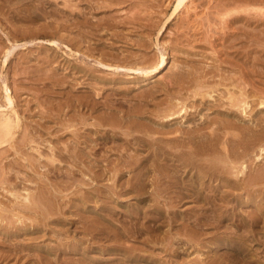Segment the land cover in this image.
<instances>
[{
	"label": "rangeland",
	"instance_id": "obj_1",
	"mask_svg": "<svg viewBox=\"0 0 264 264\" xmlns=\"http://www.w3.org/2000/svg\"><path fill=\"white\" fill-rule=\"evenodd\" d=\"M15 1L17 2V0H10V1L7 0L6 2H5V0H3V1L0 0V44L2 43L0 45V50L3 49L2 50L3 53L0 51V55H1V57H0V64H1L0 65V77H1L0 78V81H1L0 82V84H1L0 85V89H1L0 90V104H1L0 107L2 108V106H5V109L2 108V110L4 112L0 108V112L1 111L3 112V114L1 112V114L3 116L2 117L0 116V120H2L4 117H12L13 119H16L17 118L16 114L18 116L20 115V118H21L20 119V127L13 130L14 135L8 136L6 138V140H4L5 142H2V144L0 145V150H1L0 152L3 155V157H1V153H0V157H1V159L4 158L2 160L0 159V172L4 173V174L0 173V174H2V175H0V183L3 182V181L1 182V180H3V179H4V183L6 182L5 184L3 183V185L0 184V194H2V195H0V204H1L0 207L2 209L4 208L5 211L2 209H0V210L4 211L3 213H5L7 210V215L2 214L1 211H0V215H3L4 217L7 216L6 219L9 221L7 223V220L4 217H2V218H4L3 219L4 221H2V222L0 221V225L2 223V225L0 226V228H1L0 229V231H1L0 232V252H1L0 253V260H1L0 264H7L8 262L10 264H19V262L17 260L18 258H20V260H21L20 264L21 263L23 264L24 261H25L24 264H27V263L28 264H264V179L262 178V179L258 180L257 182L255 181V183H256L255 185H258V186H254V187L252 186L253 189L251 188V186L245 185L247 182H249V180H250L249 177L251 178L252 176L253 177L256 176L257 175L256 172L262 170V167L264 169V165H263L264 159H260V161L255 160L254 153H253V155L251 154L252 160L254 162L251 160V155H250V158H248V160H251L252 163H254V164L252 165V163H250L251 161H249V163H248V160H246L247 163L245 162L246 163L245 165H247V166L250 165L248 167V169L246 170L247 174L245 172L246 175L244 174V177H243V179L244 178L247 179V180L244 179L243 184H242V186H245V189L244 190L241 189L239 191L237 190L235 192H234V190L231 191L236 195L233 197L234 199L232 198V196L226 198L225 197L226 193L222 194L226 190V189L224 190V188H222L223 192L221 191V189L216 190L218 192L217 193L215 191L214 187H208L210 182H208L206 180L208 183L205 182L206 187L200 190V196L197 199H194V197L196 196V194L193 196L194 191H189V192H187V194L192 195L193 197H189L188 195H184V199L182 201H180V199L174 198L176 195H179V194H176L178 192L177 191V192H175V194L170 195V196H172L171 198L170 197H168L167 199L160 198L159 201H157V202L153 201L155 199V196L159 197V194H160L159 190L155 189V184L157 181L156 179L159 178V176H157L158 172L153 171L154 170L153 167L149 168V164H148L146 166V168L148 167L147 170L149 172V173L147 172L148 179H149V182L154 180V182H151L152 185H154V186L151 188V185H148L147 190L148 191L150 190V191L146 194L147 195L146 196L147 201L142 202L143 204L138 203L136 199L135 200L133 199V197L130 198L129 197L130 195L122 196L120 199H117V196H115L114 198H112L113 199L112 200L110 198L111 196H109L107 194V196H108L107 204H110V205H107L106 208L99 206V205H101V202H102V200H100L99 197H94V198H92V200L89 199L86 202H83L81 200L82 194H83L82 192L89 194V195L92 194V191H93L92 186H94L93 188H95L96 187L95 183L93 185L92 180H90L91 179V178H89V177H91L90 174L89 175L86 174V176H85V173H82L81 170L77 171L78 170L77 168L75 169V167H73L72 165L69 166V163L70 164H72V163L69 162L68 159L67 160L66 159L61 160V158L58 156L59 147L61 149H64L66 147L65 145H67V146L71 145V142H72L71 141L72 140L71 135L68 134L70 131L69 130L67 131V129L62 128L61 124H59L60 121H62L63 119L64 120L66 119L65 120L66 123H69V122H67V120L69 119L68 116L77 114L76 116H78L77 117L78 122L80 121V118L85 117L87 119L88 123H89V121H91V123H93V121H97L95 115H98L100 113V111L106 115H108V113L109 114L110 113L115 114V112L117 111V113L115 115L114 114L113 115L115 117L121 118L123 113L121 112V108L120 109L118 108V107H120L119 105H121L120 103L124 104L122 107V109L126 108L124 110L132 109V110L136 111L138 109L148 108L149 109L148 111H154L153 114H156L157 108L156 109L154 108L155 106H153V103L150 101V98L148 100L147 99L142 100L141 99L142 96H148L151 93V91L155 92L156 89L159 88L160 90L158 89L156 96H158L159 92L161 93V90L163 89L162 90L163 94H161V96L159 95V98L162 97L160 99H162L164 102H167L168 99L171 98V96L166 94V90H165L166 88L165 89L162 88V85L168 83V85H170V86L174 85V91L175 92L171 91L173 93V95L175 96V97L173 96L174 97L173 100L176 98V101L178 100V102L179 101L182 102L183 100H185L183 98L188 97V95H186V94H189V96L191 95L193 87H190L189 81H185L183 84H182V82H180V84H178L179 86L178 85L175 86V84H173V82H169L170 81L169 78L171 76H173L175 74V71H177V70H178L177 75L179 73L178 76L185 75V73H188L189 70H187V69L191 65L193 67L192 69L197 68V69L201 70V68H203L204 71H207V72L210 71L211 73L207 74V76H209V78H210V80H209L210 84H213L215 81L217 82L221 77H224V76H228V77L233 76L236 83L238 82L239 79H242L245 77V78H247L248 82H249V80L250 81L252 80L251 82L255 83L254 85H255L256 89L257 88H259V89L263 88L262 90H264V15H261V13H260V15H256L259 13H256L254 11H251L250 13L246 12V13H242V14H240V13L237 14L238 12L236 13L233 10V13L231 14V18H230V16H228L229 19H227V17H223V18L221 17V15H220L221 7L223 5H229L228 7L231 6L234 8V3L239 2L238 0H236V1L227 0L228 1V2L226 1L227 4L224 2L225 0L224 1H222V0H187L184 2V6L181 7V10L178 12V14L176 16H174L169 21V24L166 26V28L162 32H160L161 33L160 34V33H158L159 32L158 29L162 26V23L165 22L168 19V17L170 16V14L172 13V11H173L176 3H177L176 0H125V1H123V0H101L102 3L100 0H86V1L83 0V2H82V0H75V1H72V0H51V2H50V0H48V1L46 0L47 3L45 2V0H40V3L37 2L38 0H33V1L28 0L30 4H28L26 6H21V7L17 6ZM119 1H122V3L124 2L125 5L124 4L121 5V2L119 3ZM194 1H196V2H194ZM221 1H222V3H221ZM232 1H233V3H232ZM260 1L261 0H259V1L258 0H253V1L247 0V3L249 2L248 3L249 6H251V5L256 6L258 4L259 5L263 4V5H260L263 7L264 6V0H262V3H260ZM7 2H9V3H7ZM36 2L38 5L36 4ZM33 3H34V5H33ZM77 3L78 4L80 3V5L78 6ZM104 3H105V5H104ZM110 3H111V5H110ZM9 4H10V6H9ZM13 4H15V6ZM74 4H75L74 9H73V7L71 9L74 12H76L78 15L74 12H72V14H75V15H72L71 9L68 8L70 6H73ZM220 4H221V7L219 10ZM43 5H44V7H47V8H44ZM48 5H49V7H48ZM50 5H52V6H50ZM53 5H55V6H53ZM91 5L93 8L91 7ZM37 6H38V8H36ZM39 7H40V10H39ZM53 7H54V9H53ZM90 7H91V9H90ZM17 8L19 11L17 10ZM34 8H36L38 11L37 10L34 11L33 10ZM57 9H59V10H57ZM31 11H33V14ZM41 11H42V13H41ZM134 11H135V13H134ZM60 12L62 14H60ZM64 13H66V14L64 15ZM133 13H134V15H133ZM234 13H236V14H234ZM15 15H17L19 18L16 17ZM31 15H33V16L30 17ZM71 15L74 17H72ZM79 15H80V17H79ZM240 15L245 16L244 18H247V17L248 18L247 19H244V18L238 19ZM249 16L251 17V20H248V19H250ZM45 17H46V19H45ZM16 18H18L17 20H19V21H17ZM87 18H88V20H91V21L86 20ZM127 18H129V19H127ZM132 18L134 21L133 20L129 21ZM155 18H156V20H155ZM175 18H177V19H175ZM224 18H225V20H224ZM38 19H40V20L38 21ZM222 19H223V21H222ZM135 20H136V22H135ZM243 20H244V22H243ZM48 22H50V24ZM86 22L91 23V24H87ZM99 22H101L100 24L102 25V27H101V25H98ZM26 23L29 25H27ZM51 23H52V25H51ZM83 23H84V25H83ZM132 23H134V25H132ZM183 23H184V25H183ZM217 23H219V24H217ZM48 24L50 25V27ZM56 24L60 25V26H58L59 28L56 27ZM106 24L108 27H106ZM237 24H239V25H237ZM37 25H38V29H35V28H37ZM61 25H62V27H61ZM89 25H91L92 27H88ZM95 25H96V27H95ZM206 25L208 28L206 27ZM262 26H263V28H261ZM46 27H48V28H46ZM93 27L95 28L94 30H93ZM118 27H120V28H118ZM55 28H56V30H55ZM232 28L234 30H232ZM52 29L54 31H52ZM108 29H109V31H108ZM15 30H17L16 34H15ZM29 30H31V31H29ZM85 30L86 31L91 30V33L92 32H94V33L91 34L89 31L85 32ZM44 31H46V32H44ZM95 31H96V33H95ZM213 31H214V33H213ZM74 32H75V34H73ZM80 32H82V33H80ZM106 32H107V34H106ZM87 33H88L89 37H88ZM101 33L102 34L105 33V34L101 35ZM208 33H210V34H208ZM33 34H34V36H33ZM51 34H52V36H50ZM67 34L71 39L67 36ZM90 34L95 35V36H92L93 37L92 38ZM39 35H41L40 38H39ZM60 35H61V38H60ZM78 35H79V37H77ZM81 35H82V39H81ZM138 35H140V36H138ZM31 36H33V37L31 38ZM48 36L50 39L48 38ZM74 36H76V37H74ZM144 36H145V38H143ZM10 37H12V38H10ZM36 37L38 40L36 39ZM65 37H66V39L68 38L67 41L66 40L64 41L63 38H65ZM102 37H104V38H102ZM114 37H116V38H114ZM119 37H122V38H119ZM137 37H139L140 40ZM15 38H17V39H15ZM43 38H45V39H43ZM51 39H52V41H56L55 39H57V42L55 43L56 45L53 42H50ZM47 40L50 42V44H49V42H46ZM60 40H62V41H60ZM77 40L78 41L84 40V42H80V44H82V49L79 51L76 50V47H75V42ZM101 40H102V42H101ZM135 40L139 44H140V42H142V43L140 45L138 43L136 44ZM30 41H31V43H30ZM109 41H111V42H109ZM132 41L134 42V44H132L133 43ZM67 42L69 44H67ZM111 44L113 47L111 46ZM114 44L117 46H115ZM16 45H18V46L16 47ZM57 45H58V47H57ZM67 45L71 48H68ZM131 45H132V48L130 47ZM215 45H216V47H214ZM124 46H126V47H124ZM135 46H137V48ZM101 47L103 49H101ZM109 47H111V48H109ZM14 48H16V49H14ZM87 48L89 51L91 50V52L87 51ZM168 48H170V49H168ZM193 48H195V49H193ZM216 48H218V49L216 50ZM7 49L10 52H11V49L13 50L11 52V54H10V52H8ZM70 49L71 50L73 49V50L71 51ZM99 49H101V50H99ZM109 49H110V51H108ZM117 49L118 50L120 49V50L118 51ZM162 49H163V51H162ZM174 49L177 51H174ZM121 50H123V51H121ZM159 50H160V52H159ZM243 50H245V51H243ZM76 51H78L79 53H76ZM114 51H116V52H114ZM128 51H130V52L128 53ZM118 52L119 53L121 52L120 54H122L123 52L124 53L121 56ZM156 52H157L158 56L156 55ZM220 52L222 54H220ZM160 53L162 54V56L159 55ZM163 53L166 55H164ZM194 53H195V55H194ZM70 54H71V57H70ZM187 54H188V56H186ZM227 54H228V56H227ZM107 56H108V58H107ZM112 56L117 58V59L115 58L116 59L115 62H117V60H118L117 63L114 64V58ZM85 57H87V59ZM94 57H95V59H94ZM118 57H120V59ZM121 57H122V59H121ZM162 57L167 58V59H165L166 63L164 65V67H160L156 71L153 70V68H151V70H149L148 68L146 69L147 66L143 67L145 65H150L149 63H152V62H155L157 64L160 63ZM40 58H42V59H40ZM109 58H111V59H109ZM112 58H113V60H112ZM217 58H219V59H217ZM6 59H7V61H6ZM215 59H217V60L214 61ZM126 60L131 62V63H135V61H136V63H140V65H142L143 69L144 68L145 69L143 70L142 68H140L141 66L140 67L138 66L140 68L138 70L139 72L138 71L137 72L136 71L126 72L127 70H125L124 72L117 74L116 72L114 73L111 69L109 70L108 67H104L103 65H101L99 63V62H101V63L105 64V63H107V61H109V63L112 65L114 64V65H122L123 66ZM141 60H143V61L141 62ZM97 61H99V62H97ZM53 62H55V63H53ZM59 62H60V64L62 63L61 65H63V66H61L59 64ZM48 63L50 64V66ZM77 63H79V64H77ZM131 63H129V65ZM45 64H47V65H45ZM97 64H98V66H97ZM218 64L220 67L218 66ZM74 65L75 66L79 65V66L75 67ZM82 65H83V67H82ZM91 66H92V69H89V68H91ZM174 66H177V68ZM186 66H187V68H186ZM208 66H209V68H208ZM221 66H222V68H221ZM51 67H53V68H51ZM54 67H56V68H54ZM58 67H60L61 69H59ZM69 67H70V69H68ZM87 67H89V68H87ZM178 67H180V69ZM183 67H185V68H183ZM79 68L80 69H82V68L86 69L87 68V69L86 70L84 69V71H81ZM45 69H46V72H45ZM65 69L66 70L68 69L69 71L68 70L66 71ZM192 69L190 67L191 71H192ZM89 70H91V71H89ZM172 70L174 71V74L169 75V74L173 73ZM219 70H220V72H219ZM73 71L74 72L76 71V72L74 73ZM85 71L90 72V73L92 71L93 72L90 74L91 76L88 77V76H85V74H84ZM140 71H141V73H140ZM180 71L183 72L184 74L183 73L181 74ZM240 71H243V72H240ZM44 72H45V74H47V75H45L47 78L43 76ZM125 72L127 73V75ZM150 72H152L153 74L151 73L149 75ZM226 72H229V73H226ZM93 73H95V75ZM107 73L110 76H108ZM242 73H243V76L241 77L240 75ZM3 74L7 78L4 77ZM72 74H73V77H72ZM74 74H75V76H74ZM76 74H78V75H76ZM112 74L114 76H112ZM238 74H240V75H238ZM48 75H51V76L53 75V76L48 77ZM61 75H62V77H61ZM63 75H65V76H63ZM3 77L6 80H1ZM64 77L66 80L64 79ZM68 77H69V80H68ZM110 77L115 78V79H112ZM139 77H141V78H139ZM252 77H253L254 81H253ZM38 78H39V80H38ZM48 79L52 80V81H49ZM90 79L95 84V85L93 84L94 86L91 85L92 82L90 81ZM108 79H111L110 83L107 81ZM150 79H154V80H150ZM42 80H43V82H42ZM70 80H74V81H70ZM80 80H81V82H80ZM85 80L86 81L89 80L91 83L89 81H87V84H86ZM120 80H121V82H120ZM4 82L9 87L8 88L9 93H11L10 96L12 98L11 101L8 99L6 91H5V93L3 91V90H5V87H4L5 83ZM101 83H103V85ZM154 83H156V84H154ZM81 84H85L86 86L81 85ZM70 85H73L74 87H72ZM87 85H90V86L87 87ZM105 86H106V89H104ZM177 86H178V88H176ZM86 87H87V89H86ZM146 87L148 89H146ZM260 87H262V88H260ZM75 88H78V89H75ZM130 88H132V89H130ZM153 88H155V89H153ZM15 89H17V90H15ZM79 89H81L82 93H80L81 91ZM84 89H86V90H84ZM140 89H142V90H140ZM247 89H250V87H247ZM137 90H138V92H136ZM70 91L71 92L73 91L72 92L73 94ZM108 91H111L112 93L108 92ZM124 91H125V93H123ZM143 91H144V93H143ZM224 91H225L224 89L220 88V90H218L217 92H214V93L210 92L212 94L211 96L208 95L205 98H203L201 95L198 96L195 100L196 101L195 106L198 107L197 109L195 108V106L191 105L192 99H189V101L185 100L184 103H187V104L189 103V105H187V104L186 105L184 104V105L187 106L188 108L190 107L189 110L190 109L192 111L197 110L199 112V109H200L201 114L203 112L205 114L210 113V116L213 117L214 115H218V111L217 110L215 111V108H216L215 103L217 105L221 104L222 102L225 105H227V103H229V100L226 99L227 95H226V93L224 94ZM88 92H89V94H88ZM182 92H183V94H182ZM104 93H106L105 94L106 96L104 95ZM140 93H142V94L140 95ZM178 93H179V95H178ZM3 94H4V96H3ZM5 94H6V96H5ZM19 94H20V96H19ZM67 94H68V96H67ZM100 94H101V96H98ZM102 94H103V96H102ZM134 94H135V96H134ZM251 94H254V93L252 92ZM92 95H94V96H92ZM32 96H33V98H32ZM70 96H71V98H70ZM154 96H155V94H154ZM73 97L75 99H73ZM94 97L97 99H95ZM181 97H182V99H181ZM211 97H212V99H211ZM13 98H16V99H13ZM19 98L21 99V101L19 100ZM31 98H32V100H31ZM36 98H37V102H36ZM121 99H122V101H121ZM128 99H129V101H128ZM160 99H158V100L160 101ZM252 99H253V97L249 98V102H250L249 105L251 104ZM78 100H80V101H78ZM84 100H86V101H84ZM116 100H119V101H116ZM208 100H210V101H208ZM12 101H14V102H12ZM68 101L69 102L71 101L70 102L71 106L69 105ZM74 101H77V103L79 102L78 104L77 103L75 104V107H74V104L72 105V102H74ZM157 101H155V103H157ZM201 101H205V104H202ZM45 102L46 103L49 102V103H47L48 105H46ZM88 102H90L91 104H94V105H96L95 103H98L96 106L99 108H97L95 112L91 113V114H93V116L95 118L92 115H88V114H90L89 111H90L91 107L93 106V105L91 106L90 103L88 104ZM131 102H132V105L130 104ZM146 102H149V105L146 104ZM198 102H200L201 105ZM39 103H40V105L38 106L37 104H39ZM50 103H51V106H49ZM83 103H84L85 107L88 108V109H86L87 111H84L85 107H84V105H82ZM52 104L54 105V107ZM59 104H62V105L59 106ZM113 104H115V105H113ZM212 104L215 105V107L213 106V108L210 109V105H212ZM257 104H258V102L256 101L255 103L251 104L250 107L247 109V113H246L247 115L245 118L246 123H244V124H248L250 129H252L253 131L256 132L258 130L260 132L261 128L259 126H257V128H256V125H257L258 119L264 120V117L262 116V115H264V108L258 107L259 105H257ZM65 105H67V106H65ZM134 105H136L135 106L136 108L134 107ZM202 105L204 107H202ZM6 106H7V108H6ZM58 106H59V108H57ZM72 106L74 107L73 109H72ZM107 106H108V108H106ZM131 106H132V108H131ZM144 106H145V108H144ZM31 107H32V109H31ZM163 107H165V106H163ZM251 107H252V109H250ZM109 108H112V109H109ZM153 108H154V110H153ZM42 109L44 111H42ZM52 109L53 110L55 109L57 111H55V110L53 111ZM220 109H223V107H220ZM238 109L233 108V110L236 111L238 113V115H240L241 110H238ZM45 110H47L48 112L47 111L45 112ZM50 110H52L54 113L52 111L50 112ZM61 110H63L62 113H61ZM73 110H75V111H73ZM77 110H80L82 113L80 111H77ZM114 110H115V112H114ZM39 111H41V112H39ZM97 111H99V112H97ZM205 111H207V112H205ZM8 112H10V113L8 114ZM38 112H39V114H38ZM42 112L44 114H42ZM96 112L98 114H96ZM34 113H36V114H34ZM40 113L42 116L40 115ZM60 113H61V115H60ZM66 113L68 115H66ZM119 113H121L122 115L121 114L119 115ZM29 114L31 116H29ZM49 114H50V116H48ZM12 115H14V116H12ZM23 115H25V117H27L28 119L27 118L24 119ZM55 115H58V116H55ZM243 115H244L243 117H245V114H243ZM32 116H34L35 118ZM53 116H55V117H53ZM240 116H242V114ZM200 117L201 116L197 117V119ZM30 118L34 119V120H31ZM55 118H57V119H55ZM58 118L60 121L58 120ZM41 119L43 120L44 125L42 124ZM93 119H95V120H93ZM37 120L38 121L40 120V121L38 122ZM166 120H167V118H166ZM256 120H257V122H256ZM32 121H35V122H32ZM40 122H41V124H38ZM171 122L173 124L172 126L183 124L182 126H184L186 128L189 127V124H185V118H183V119L178 118L175 121H171ZM49 124H51V125H49ZM252 124H253V126H252ZM45 125H47V126H45ZM262 125H264V124H262ZM53 127H55V129ZM85 127H87V126L86 125H78L77 128H80L81 132H83ZM62 129L63 130L65 129L66 131H61ZM34 130H36V131L34 132ZM59 130L61 133L59 132ZM42 131H43L44 135L42 134ZM258 131H257V133H259ZM64 132H66V133H64ZM26 133H29V134L25 135ZM33 133H35V134H33ZM17 135H18V137H16ZM19 135L22 137H20ZM24 135H25V137H24ZM62 135H64V136H62ZM60 136H62V137H60ZM19 137H20V139H19ZM51 137L53 138L54 141L52 140ZM65 137L68 139L67 141H66ZM14 138H16V139H14ZM94 138H95V136H94ZM29 139H31V140L29 141ZM61 139L63 141H61ZM44 140H45V142H44ZM38 141H39V143H37ZM55 141H56V143H55ZM21 142H22V144H21ZM28 142H29V144H28ZM91 142H92L91 143L92 145L96 144L95 141L94 142L91 141ZM4 143H6V144H4ZM31 143H33V144H31ZM35 143L38 144L39 147ZM48 143H49V146H48ZM50 143H52V144H50ZM57 143L59 145H57ZM97 143L101 144L102 142L100 140H98ZM115 143H117V142H113L112 140H107V144L105 146H103V148H102L104 151L101 149L102 153L104 152L103 154L100 151L101 154L99 153L98 155H96V157L93 156V154H92L93 157L90 155L89 157H87L88 159L86 160L87 164L88 163L91 164V165L88 164V166H90V167H93L92 165H94L95 161L98 159V160H101V162H99V163L102 165L103 169L108 168L109 173L106 172V175L104 176L105 178L103 177V179L101 180L102 182L99 181L98 185H97V187L99 186V188L101 190L105 189V190H103L105 193L109 192V190L107 189V187H105V185H107V184L113 185L114 184V181L110 180V182H109V178L112 175V174H110V173H112V170H110V168H111V165L118 163V158L120 155L119 153L114 154V152L111 151V148H114ZM6 145L8 147V150L5 148ZM33 146L37 147L36 148L37 150L39 149L41 151V153H43V154L45 153V154L44 155L41 154L39 150H38L39 152H36L37 150ZM18 147H19V149H18ZM52 147H53V149H52ZM97 147H100V145L98 144ZM104 147H106V148H104ZM108 147H109V149H107ZM80 148H84L85 152L89 151V148L86 149L87 147L85 144L81 145ZM4 150H5V152H4ZM52 150H54V151H52ZM71 150L72 149H70L68 151H71ZM257 150H258V148H257ZM68 151H67V154H68ZM131 151H133V150H131ZM15 152L16 153L18 152V153L16 154ZM110 152H111L110 158L112 161L110 160L109 157H106L107 155L108 156L110 155ZM257 152L258 151H256L255 154ZM22 153L24 155L26 154V156H24ZM51 153H53L54 155ZM29 154L31 156L30 158H29ZM46 154H48V155H46ZM138 154H141V151H139ZM27 156L31 160H29L27 158ZM36 156H37V158H36ZM32 157H33V159H32ZM54 157L56 159H54ZM57 157H59V158H57ZM35 158L37 160L40 158L42 159V160L40 159V161H38V163H40V164L37 163ZM51 159H54V160H51ZM25 160H27V161L25 162ZM32 160H34V161H32ZM52 161H53V163H52ZM55 161H57L58 163L57 162H56L57 164L54 163ZM14 162H15V164H13ZM33 162H36V163L33 164ZM64 162H66V163H64ZM16 163H18V164H16ZM59 163H60V166H59ZM55 164H56L57 168L55 167ZM10 166H12V168H10ZM26 166L28 167L27 168L28 170L25 168ZM46 166H48V167H46ZM53 166H54V168H53ZM114 166L120 167L121 165L119 164V166H117L115 164ZM258 166H260V168ZM8 168H10V169H8ZM29 168H30V170H29ZM257 168H259V169H257ZM61 169H62V171H61ZM254 169H256V172H254L255 171ZM14 170H16V171H14ZM71 170H72V172H71ZM152 171L155 172V174H153ZM9 172H11L12 175L9 174ZM14 172H15V174H14ZM20 172H21V174H19ZM124 172L125 173H124L123 179L121 180L122 182L124 181L123 182L124 186L118 185L121 187V190H123L124 187L126 188L125 180H127V178L128 179L131 178V176L133 175V173H129L126 169L124 170ZM6 173H8V176ZM47 173H48V175H47ZM37 174H39V175H37ZM49 174H50V176H49ZM70 174H71L73 179L70 178L71 177ZM149 174H150V176H149ZM25 175L28 177L30 184H28V181L26 179L27 177ZM66 175H69V176L67 177ZM2 176H3V178H2ZM34 176L36 177L35 179L33 178ZM87 176H89V177H87ZM189 176H191V175H189ZM189 176H188V178L186 177L187 180L190 179ZM115 177H118V176H115ZM43 178L45 181L43 180ZM46 178H48V179H46ZM232 178L234 180H236L235 176ZM20 180H24V181L20 182ZM25 181L27 182V184ZM50 181H52V182H50ZM74 181H76L75 182L76 184L74 183ZM121 181H120V183H121ZM15 182H16L15 186H17V187L14 186V188H13V185L15 184ZM19 182L21 184H19ZM34 182H36L37 185H35ZM84 182H85V184H84ZM86 183H88L89 185H87ZM90 183H91V185H90ZM153 183H155V184H153ZM217 183L218 182L215 181V182H212L210 184L215 186ZM23 184L26 185L25 188H24ZM247 184H249V183H247ZM27 185H29L30 187H33V189L35 188L34 192H33V189L29 188V186L27 187ZM38 185H40V186H38ZM63 185H64V187H62ZM81 185H83V187ZM73 186H75L76 189H74L75 187H73ZM78 186H79V188H78ZM85 186H87V187H85ZM89 186H91V188ZM120 187H117V189L120 190ZM17 188H18V190H16ZM37 188H38V191H35V190H37ZM13 189L15 191H18L19 193H21V197H18L17 199L14 198L15 196L12 195V193L14 191ZM56 189L59 191H57ZM72 189H74V190H72ZM19 190H21V191H19ZM39 190H46L45 193H47V192H51L53 194L55 193L54 195L58 196L57 197L58 202L59 201L61 202L63 200L64 201L67 200V199H65V196L68 199L74 198V200H75L77 198L75 201H76L77 205H81V206H79L81 211H82L81 214L80 215L74 214L73 210H70L72 212H70V211L66 212L64 215H57V214L54 215L53 214L54 216L52 218H54V220H56V221L53 223H49V225H51L52 228L49 226L48 230L52 231L54 229L53 230L54 234L48 233L47 234L48 236L41 237L45 233V230H43V231L41 230V232L40 231L36 232L34 230V224L38 223V224L42 225V223H43L42 222L43 221L42 220L43 219L42 214L30 213L31 218L27 219V217H29V215H30L27 212L26 216L25 217L23 216V219H22V214L19 213L21 211V209L23 208L22 205H24L26 202L23 197L28 193V191L29 192L31 191L30 193L37 194L39 192ZM71 190L73 191V194L70 192ZM107 190H108V192H107ZM156 190H157V192H156ZM194 190L196 191V189H194ZM204 190H206V191H204ZM87 191L89 193H87ZM242 191H244V192H242ZM65 192L66 193L68 192L67 194L69 196L67 194L64 195ZM153 192H154V194H153ZM74 193H78V194L75 195ZM184 193H186V192H184ZM62 194H63V196H62ZM22 195H24V196H22ZM3 196H5V197H3ZM128 197H129V200H128ZM209 197H210V199H209ZM60 198H62V199H60ZM237 198H238V200H237ZM7 199L9 201V203H8ZM14 200H15V204L13 203ZM53 201H54V199H53ZM89 201L91 203L94 202L96 206L93 205L94 203L91 204ZM118 201H121V202H118ZM9 204H13V208L15 209V211H17V209L19 211L15 212L13 210L12 206H10ZM15 205H17V207H14ZM20 206H22V207H20ZM83 206H84V208H83L84 210L82 209ZM133 206H135V207L133 208ZM140 206H141V208H140ZM135 208H138L139 210H135ZM130 209H131V211H130ZM100 211H101V213H100ZM9 212L11 213V215H8ZM102 212L105 214H103ZM135 212H138V214ZM132 213H135V215ZM73 216H74V218H73ZM76 216L78 219H76ZM65 217L67 219H72L74 221L76 219L77 222L76 221L75 222L77 223V225L79 227H81L80 230L76 229L75 225L73 227V226L69 225L66 222V220L64 221ZM12 218H14V220ZM38 219H39V221H38ZM34 220L36 222H33ZM5 221H6V223H5ZM14 221L15 222L17 221L18 223L16 222L17 223L16 224ZM89 221H90V223L92 222L93 225L96 222L101 224V226H97L100 228L98 233L97 232H94V233L90 232L91 233L90 234L89 231H87V233L84 231L85 225H87V226L90 225L88 223ZM3 222H4V225H3ZM19 223H21V224H19ZM14 224H16V225L14 226ZM12 225L14 226V228ZM17 225H19V226H17ZM22 225H23V227H22ZM53 225L55 228L53 227ZM61 225H64V227ZM6 226H8V228ZM11 226H12V228H11ZM2 227H4L5 229ZM67 227L71 230L68 231L69 229H67ZM2 230H4V231H2ZM59 230H62V231H59ZM64 230L66 231L65 233H64ZM115 231H116V233H115ZM49 234H51V236H49ZM94 234H95V236H91ZM55 235L58 239L55 237ZM39 236L41 237L40 239H39ZM33 237L36 238L37 241L36 240L33 241L32 240ZM93 239H95V240L93 241ZM6 240H8V241H6ZM30 241L33 243L31 246H28V244L31 243ZM66 241H67V243H66ZM68 242H69V244H68ZM57 243H62L63 245L65 244V246H71V245L72 246H71V249H67V251H65L64 253L62 251H58V252L56 251V252H53L51 254H50V252H47L48 251L47 247L51 246L54 248V246L55 247L57 246ZM24 244L28 247H26ZM92 244H93V248H92ZM73 245H75V246L73 247ZM20 246H21V248H20ZM37 249H38V251H37ZM24 251H27V252H24ZM128 251H130V253L131 252L132 253L130 254ZM1 255L4 258H2Z\"/></svg>",
	"mask_w": 264,
	"mask_h": 264
},
{
	"label": "bare ground",
	"instance_id": "obj_2",
	"mask_svg": "<svg viewBox=\"0 0 264 264\" xmlns=\"http://www.w3.org/2000/svg\"><path fill=\"white\" fill-rule=\"evenodd\" d=\"M3 1V0H2ZM7 0H5V2H6ZM10 1V0H9ZM33 1V0H32ZM48 1V0H47ZM72 1H75V0H72ZM86 1V0H85ZM101 1V0H100ZM123 1H125V0H123ZM177 1V3H176V5H175V7H174V9H173V11H172V13L170 14V16L168 17V19L165 21V22H163L162 23V26L158 29L159 30V32L158 33H160V32H162L165 28H166V26L169 24V21L174 17V16H176L177 14H178V12L181 10V7L182 6H184V2L185 1H187V0H176ZM222 1H224V0H222ZM222 1H221V3H222ZM226 1L227 0H225L224 2L226 3ZM234 1H236V0H234ZM239 2H235L234 3V8L233 7H228L229 5H223L222 7H221V4H220V6H219V10H220V7H221V13H220V15H221V17L223 18V17H227V19H229V17L228 16H230V18H231V14L233 13V10L237 13V14H242V13H250L251 11H254V12H256V13H259V14H256V15H260V13H261V15H264V6L262 7V6H260V5H263V4H258V5H256V6H254V5H251V6H249V2L247 3V0H238ZM251 1H253V0H251ZM259 1V0H258ZM16 2V1H15ZM37 2H39L40 3V0H38ZM37 2H36V4H37ZM44 2V1H43ZM45 2H46V0H45ZM50 2H51V0H50ZM81 2V1H80ZM82 2H83V0H82ZM105 2V1H104ZM112 2V1H111ZM121 2V5L122 4H124V2L122 3V1H119V3ZM194 2H196V1H194ZM228 2V1H227ZM7 3H9V2H7ZM6 3V4H7ZM47 3V2H46ZM49 3V2H48ZM73 3V2H72ZM101 3H102V1H101ZM107 3V2H106ZM115 3V2H114ZM143 3V2H142ZM232 3H233V1H232ZM254 3V2H253ZM260 3H262V0L260 1ZM12 4V3H11ZM28 4H30L29 3V1L28 0H17V2H16V5L17 6H26V5H28ZM55 4V3H54ZM66 4V3H65ZM68 4V3H67ZM78 4V3H77ZM188 4V3H187ZM195 4V3H194ZM227 4V3H226ZM14 6H15V4H13ZM33 5H34V3H33ZM38 5V4H37ZM40 5V4H39ZM80 5V3L78 4V6ZM99 5V4H98ZM104 5H105V3H104ZM110 5H111V3H110ZM125 5V4H124ZM130 5V4H129ZM233 5V4H232ZM9 6H10V4H9ZM30 6V5H29ZM50 6H52V5H50ZM53 6H55V5H53ZM69 6V5H68ZM74 6H75V4L73 5V6H70V7H68V8H72L73 7V9H74ZM100 6V5H99ZM108 6V5H107ZM32 7V6H31ZM43 7H44V5H43ZM48 7H49V5H48ZM91 7H92V5H91ZM91 7H90V9H91ZM104 7V6H103ZM119 7V6H118ZM127 7V6H126ZM167 7V6H166ZM211 7V6H210ZM11 8V7H10ZM16 8V7H15ZM36 8H38V6L36 7ZM36 8H34L33 10L34 11H36L37 9ZM44 8H47V7H44ZM56 8V7H55ZM93 8V7H92ZM112 8V7H111ZM212 8V7H211ZM7 9V8H6ZM9 9V8H8ZM49 9V8H48ZM47 9V10H48ZM53 9H54V7H53ZM77 9V8H76ZM75 9V10H76ZM194 9V8H193ZM198 9V8H197ZM196 9V10H197ZM207 9V8H206ZM217 9V8H216ZM14 10V9H13ZM17 10H18V8H17ZM22 10V9H21ZM32 10V9H31ZM39 10H40V7H39ZM45 10V9H44ZM57 10H59V9H57ZM110 10V9H109ZM138 10V9H137ZM136 10V11H137ZM145 10V9H144ZM188 10V9H187ZM208 10V9H207ZM15 11V10H14ZM19 11V10H18ZM24 11V10H23ZM38 11V10H37ZM64 11V10H63ZM66 11V10H65ZM183 11V10H182ZM218 11V10H217ZM32 12V14H33V11H31ZM67 12V11H66ZM72 12H74L72 9H71V14H72ZM79 12V11H78ZM81 12V11H80ZM138 12V11H137ZM145 12V11H144ZM184 12V11H183ZM182 12V13H183ZM186 12V11H185ZM17 13V12H16ZM28 13V12H27ZM35 13V12H34ZM38 13V12H37ZM41 13H42V11H41ZM40 13V14H41ZM45 13V12H44ZM74 13H76V12H74ZM134 13H135V11H134ZM134 13H133V15H134ZM156 13V12H155ZM191 13V12H190ZM236 13H234V14H236ZM25 14V13H24ZM60 14H62L61 12H60ZM66 13H64V15H65ZM69 14V13H68ZM77 14V13H76ZM145 14V13H144ZM188 14V13H187ZM203 14V13H202ZM19 15V14H18ZM39 15V14H38ZM42 15V14H41ZM72 15H75V14H72ZM71 15V16H72ZM78 15V14H77ZM81 15V14H80ZM80 15H79V17H80ZM85 15V14H84ZM129 15V14H128ZM132 15V14H131ZM143 15V14H142ZM164 15V14H163ZM198 15V14H197ZM255 15V16H256ZM16 17H18L17 15H15ZM26 16V15H25ZM29 16V15H28ZM33 15H31L30 17H32ZM37 16V15H36ZM46 16V15H45ZM48 16V15H47ZM83 16V15H82ZM112 16V15H111ZM146 16V15H145ZM218 16V15H217ZM236 16V15H235ZM248 16V15H247ZM39 17V16H38ZM42 17V16H41ZM67 17V16H66ZM72 17H74V16H72ZM71 17V18H72ZM133 17V16H132ZM220 17V16H219ZM245 16H243V15H240L239 16V18L238 19H242V18H244ZM250 17V16H249ZM19 18V17H18ZM18 18H16V20L18 19ZM25 18V17H24ZM23 18V19H24ZM35 18V17H34ZM37 18V17H36ZM48 18V17H47ZM76 18V17H75ZM145 18V17H144ZM163 18V17H162ZM189 18V17H188ZM248 18V17H247ZM247 18H244V19H247ZM255 18V17H254ZM253 18V19H254ZM263 18V17H262ZM27 19V18H26ZM45 19H46V17H45ZM112 19V18H111ZM127 19H129V18H127ZM148 19V18H147ZM175 19H177V18H175ZM258 19V18H257ZM40 19H38V21H39ZM84 20V19H83ZM86 20H88V18L86 19ZM133 20V18L132 19H130L129 21H132ZM155 20H156V18H155ZM158 20V19H157ZM189 20V19H188ZM219 20V19H218ZM224 20H225V18H224ZM248 20H251V17H250V19H248ZM256 20V19H255ZM262 20V19H261ZM17 21H19V20H17ZM37 21V22H38ZM85 21V20H84ZM88 21H91V20H88ZM134 21V20H133ZM210 21V20H209ZM215 21V20H214ZM222 21H223V19H222ZM247 21V20H246ZM61 22V21H60ZM59 22V23H60ZM71 22V21H70ZM105 22V21H104ZM135 22H136V20H135ZM219 22V21H218ZM243 22H244V20H243ZM29 23V22H28ZM32 23V22H31ZM30 23V24H31ZM47 23V22H46ZM49 24H50V22H48ZM87 23V22H86ZM101 22H99V24L98 25H101L100 24ZM119 23V22H118ZM117 23V24H118ZM130 23V22H129ZM154 23V22H153ZM221 23V22H220ZM27 24V23H26ZM25 24V25H26ZM36 24V23H35ZM44 24V23H43ZM48 24V25H49ZM87 24H91V23H87ZM178 24V23H177ZM217 24H219V23H217ZM229 24V23H228ZM23 25V24H22ZM27 25H29V24H27ZM33 25V24H32ZM40 25V24H39ZM51 25H52V23H51ZM69 25V24H68ZM83 25H84V23H83ZM105 25V24H104ZM131 25V24H130ZM132 25H134V23H132ZM171 25V24H170ZM183 25H184V23H183ZM208 25V24H207ZM207 25H206V27H207ZM237 25H239V24H237ZM19 26V25H18ZM17 26V27H18ZM58 26H60V25H57L56 24V27H58ZM182 26V25H181ZM204 26V25H203ZM213 26V25H212ZM222 26V25H221ZM16 27V28H17ZM49 27H50V25H49ZM61 27H62V25H61ZM60 27V28H61ZM88 27H92L91 25H89ZM95 27H96V25H95ZM100 27V26H99ZM101 27H102V25H101ZM105 27V26H104ZM103 27V28H104ZM106 27H108L107 26V24H106ZM130 27V26H129ZM237 27V26H236ZM28 28V27H27ZM46 28H48V27H46ZM59 28V27H58ZM85 28V27H84ZM114 28V27H113ZM118 28H120V27H118ZM122 28V27H121ZM168 28V27H167ZM182 28V27H181ZM208 28V27H207ZM261 28H263V26L261 27ZM30 29V28H29ZM35 29H38V25H37V28H35ZM95 28L93 27V30H94ZM110 29V28H109ZM109 29H108V31H109ZM117 29V28H116ZM250 29V28H249ZM248 29V30H249ZM20 30V29H19ZM55 30H56V28H55ZM65 30V29H64ZM92 30V29H91ZM91 30L89 31L90 33H91ZM101 30V29H100ZM232 30H234L233 28H232ZM16 31L17 30H15V34H16ZM29 31H31V30H29ZM42 31V30H41ZM48 31V30H47ZM52 31H54L53 29H52ZM71 31V30H70ZM69 31V32H70ZM88 31H86L85 30V32H88ZM113 31V30H112ZM245 31V30H244ZM19 32V31H18ZM21 32V31H20ZM36 32V31H35ZM44 32H46V31H44ZM73 32V31H72ZM98 32V31H97ZM119 32V31H118ZM156 32V31H155ZM225 32V31H224ZM242 32V31H241ZM80 33H82V32H80ZM92 33H94V32H92ZM91 33V34H92ZM95 33H96V31H95ZM100 33V32H99ZM98 33V34H99ZM213 33H214V31H213ZM217 33V32H216ZM247 33V32H246ZM19 34V33H18ZM53 34V33H52ZM52 34L50 35V36H52ZM61 34V33H60ZM70 34V33H69ZM73 34H75V32L73 33ZM90 34V35H91ZM105 34V33H104ZM104 34H102L101 33V35H104ZM106 34H107V32H106ZM155 34V33H154ZM161 34V33H160ZM208 34H210V33H208ZM218 34V33H217ZM9 35V34H8ZM57 35V34H56ZM71 35V34H70ZM87 35H88V33H87ZM100 35V34H99ZM111 35V34H110ZM114 35V34H113ZM158 35V34H157ZM33 36H34V34H33ZM33 36H31V38L33 37ZM67 36H68V34H67ZM92 36H95V35H91V37ZM107 36V35H106ZM138 36H140V35H138ZM231 36V35H230ZM24 37V36H23ZM41 37V35H39V38ZM64 37V36H63ZM69 37V36H68ZM74 37H76V36H74ZM77 37H79V35L77 36ZM85 37V36H84ZM83 37V38H84ZM88 37H89V35H88ZM108 37V36H107ZM10 38H12V37H10ZM26 38V37H25ZM48 38H49V36H48ZM60 38H61V35H60ZM70 38V37H69ZM86 38V37H85ZM93 38V37H92ZM91 38V39H92ZM99 38V37H98ZM102 38H104V37H102ZM114 38H116V37H114ZM119 38H122V37H119ZM118 38V39H119ZM138 39H139V37H137ZM143 38H145V36L143 37ZM15 39H17V38H15ZM36 39H37V37H36ZM43 39H45V38H43ZM50 39V38H49ZM48 39V40H49ZM64 39V41L66 40H68V38L66 39V37L65 38H63ZM71 39V38H70ZM69 39V40H70ZM77 39V38H76ZM79 39V38H78ZM81 39H82V35H81ZM100 39V38H99ZM113 39V38H112ZM230 39V38H229ZM32 40V39H31ZM38 40V39H37ZM36 40V41H37ZM41 40V39H40ZM46 41V42H49V41ZM56 41H52V39L50 40V42H53L54 44L57 42V39H55ZM59 40V39H58ZM80 40V39H79ZM85 40V39H84ZM84 40L82 41H76L75 42V47H76V50H81L82 49V44H80V42H84ZM103 40V39H102ZM102 40H101V42H102ZM116 40V39H115ZM124 40V39H123ZM137 40V39H136ZM135 40V41H136ZM140 40V39H139ZM144 40V39H143ZM159 40V39H158ZM28 41V40H27ZM60 41H62V40H60ZM73 41V40H72ZM71 41V42H72ZM104 41V40H103ZM114 41V40H113ZM205 41V40H204ZM229 41V40H228ZM227 41V42H228ZM234 41V40H233ZM238 41V40H237ZM35 42V41H34ZM50 42H49V44H50ZM100 42V41H99ZM109 42H111V41H109ZM115 42V41H114ZM113 42V43H114ZM129 42V41H128ZM133 42V41H132ZM221 42V41H220ZM226 42V43H227ZM236 42V41H235ZM234 42V43H235ZM28 43V42H27ZM30 43H31V41H30ZM66 43V42H65ZM64 43V44H65ZM89 43V42H88ZM108 43V42H107ZM138 42L136 41V44H137ZM142 42H140V44H141ZM147 43V42H146ZM2 44V43H1ZM0 44V45H1ZM60 44V43H59ZM67 44H69L68 42H67ZM87 44V43H86ZM99 44V43H98ZM116 44V43H115ZM114 44V45H115ZM118 44V43H117ZM132 44H134V42L132 43ZM139 44V43H138ZM139 44V45H140ZM56 45V44H55ZM63 45V44H62ZM73 45V44H72ZM71 45V46H72ZM85 45V44H84ZM103 45V44H102ZM126 45V44H125ZM130 45V44H129ZM222 45V44H221ZM233 45V44H232ZM18 45H16V47H17ZM49 46V45H48ZM68 46V45H67ZM106 46V45H105ZM111 46H112V44H111ZM115 46H117V45H115ZM119 46V45H118ZM122 46V45H121ZM128 46V45H127ZM158 46V45H157ZM11 47V46H10ZM56 47V46H55ZM57 47H58V45H57ZM87 47V46H86ZM113 47V46H112ZM124 47H126V46H124ZM131 48H132V45L130 46ZM129 47V48H130ZM136 48H137V46H135ZM144 47V46H143ZM167 47V46H166ZM214 47H216V45L214 46ZM236 47V46H235ZM4 48V47H3ZM54 48V47H53ZM68 48H71V47H69L68 46ZM89 48V47H88ZM88 48H87V51H89L88 50ZM109 48H111V47H109ZM119 48V47H118ZM121 48V47H120ZM221 48V47H220ZM223 48V47H222ZM234 48V47H233ZM13 49V48H12ZM11 49V52L13 51ZM14 49H16V48H14ZM91 49V48H90ZM98 49V48H97ZM101 49H103L102 47H101ZM101 49H99V50H101ZM108 49V48H107ZM122 49V48H121ZM164 49V48H163ZM163 49H162V51H163ZM168 49H170V48H168ZM193 49H195V48H193ZM218 48H216V50H217ZM3 50V49H2ZM2 50H0L1 52H2ZM8 50V49H7ZM6 50V51H7ZM71 50V49H70ZM73 50V49H72ZM71 50V51H72ZM84 50V49H83ZM112 50V49H111ZM115 50V49H114ZM118 50V49H117ZM120 50V49H119ZM118 50V51H119ZM126 50V49H125ZM129 50V49H128ZM139 50V49H138ZM158 50V49H157ZM223 50V49H222ZM221 50V51H222ZM247 50V49H246ZM5 51V52H6ZM78 51H76V53H79ZM98 51V50H97ZM108 51H110V49L108 50ZM121 51H123V50H121ZM131 51V50H130ZM130 51H128V53L130 52ZM174 51H177V50H175L174 49ZM231 51V50H230ZM243 51H245V50H243ZM8 52H10L9 50H8ZM11 52H10V54H11ZM74 52V51H73ZM89 52H91V50L89 51ZM93 52V51H92ZM99 52V51H98ZM114 52H116V51H114ZM134 52V51H133ZM145 52V51H144ZM158 52V51H157ZM157 52H156V55H157ZM159 52H160V50H159ZM216 52V51H215ZM223 52V51H222ZM3 53V52H2ZM14 53V52H13ZM72 53V52H71ZM75 53V52H74ZM87 53V52H86ZM85 53V54H86ZM119 53V52H118ZM121 53V52H120ZM119 53V54H120ZM124 53V52H123ZM122 53V54H123ZM165 53V52H164ZM163 53V54H164ZM180 53V52H179ZM9 54V53H8ZM9 54V55H10ZM73 54V53H72ZM82 54V53H81ZM88 54V53H87ZM101 54V53H100ZM117 54V53H116ZM115 54V55H116ZM122 54H120L121 56H122ZM185 54V53H184ZM201 54V53H200ZM220 54H222L221 52H220ZM224 54V53H223ZM5 55V54H4ZM7 55V54H6ZM38 55V54H37ZM69 55V54H68ZM83 55V54H82ZM102 55V54H101ZM159 55H161L162 56V54L160 53ZM164 55H166V54H164ZM194 55H195V53H194ZM197 55V54H196ZM8 56V55H7ZM73 56V55H72ZM84 56V55H83ZM86 56V55H85ZM95 56V55H94ZM103 56V55H102ZM110 56V55H109ZM126 56V55H125ZM158 56V55H157ZM186 56H188V54L186 55ZM190 56V55H189ZM224 56V55H223ZM227 56H228V54H227ZM0 57H1V55H0ZM70 57H71V54H70ZM89 57V56H88ZM113 58H114V64L115 63H117L118 62V60H117V62H115V60L117 59L116 57H114V56H112ZM204 57V56H203ZM207 57V56H206ZM222 57V56H221ZM9 58V57H8ZM27 58V57H26ZM86 59H87V57H85ZM90 58V57H89ZM88 58V59H89ZM93 58V57H92ZM104 58V57H103ZM107 58H108V56H107ZM113 58H112V60H113ZM116 58V59H115ZM119 59H120V57H118ZM124 58V57H123ZM127 58V57H126ZM262 58V57H261ZM40 59H42V58H40ZM52 59V58H51ZM55 59V58H54ZM57 59V58H56ZM94 59H95V57H94ZM99 59V58H98ZM109 59H111V58H109ZM108 59V60H109ZM121 59H122V57H121ZM158 59V58H157ZM161 59V58H160ZM165 59H167V58H164V57H162V59H161V61H160V63H155V62H152V63H149L150 65H145V66H143V67H146V69L148 68L149 70H151V68H153V70H158L160 67H164V65H165V63H166V60ZM176 59V58H175ZM217 59H219V58H217ZM217 59H215L214 61H216ZM91 60V59H90ZM111 60V61H112ZM131 60V59H130ZM6 61H7V59H6ZM55 61V60H54ZM89 61V60H88ZM95 61V60H94ZM100 61V60H99ZM99 61H97V62H99ZM102 61V60H101ZM110 61V62H111ZM120 61V60H119ZM143 60H141V62H142ZM236 61V60H235ZM39 62V61H38ZM48 62V61H47ZM84 62V61H83ZM121 62V61H120ZM129 61H125V63H124V65L122 66V65H112V64H110L109 63V61H107V63H101V62H99L101 65H103L104 67H108L109 68V70L111 69L114 73L116 72L117 74L118 73H121V72H124L125 70H127L126 72H129V71H138L140 68H142L143 69V67H142V65H140V63H136V61H135V63H131V62H129V63H131L130 65H129V63H128ZM158 62V61H157ZM5 63V62H4ZM53 63H55V62H53ZM57 63V62H56ZM98 63V64H99ZM197 63V62H196ZM49 64V63H48ZM59 64H60V62H59ZM62 64V63H61ZM60 64V65H61ZM72 64V63H71ZM77 64H79V63H77ZM98 64H97V66H98ZM133 64V65H132ZM202 64V63H201ZM1 65V64H0ZM44 65V64H43ZM45 65H47V64H45ZM56 65V64H55ZM66 65V64H65ZM70 65V64H69ZM91 65V64H90ZM95 65V64H94ZM208 65V64H207ZM210 65V64H209ZM4 66V65H3ZM49 66H50V64H49ZM61 66H63V65H61ZM75 66V65H74ZM77 66V65H76ZM75 66V67H76ZM79 66V65H78ZM77 66V67H78ZM81 66V65H80ZM96 66V65H95ZM102 66V67H103ZM140 68H139V67ZM179 66V65H178ZM194 66V65H193ZM218 66H219V64H218ZM57 67V66H56ZM56 67H54V68H56ZM82 67H83V65H82ZM174 67H176L177 68V66H174ZM191 67V69L193 68L192 67V65L190 66ZM190 67H188V69L187 70H189L188 71V73H185V75H183V76H178L179 75V73H178V75H177V71H175V74H174V71H173V73L172 74H169V75H173V76H171L170 78H169V82H173V84H175V86L176 85H178V84H180V82H182V84L185 82V81H189V83H190V87H193V89H192V92H191V95L189 96V94H186V95H188V97L187 98H183V99H185L186 101L188 100L189 101V99H192V106H195L196 105V98L198 97V96H202L203 98H205V97H207L208 95H212L211 93L213 92H217L218 90H220V88L221 89H224L225 91H224V94L226 93V95H227V100H229V103H227V105H225L223 102L221 103V104H216L215 103V105H216V108H215V111L217 110L218 111V115H214L213 117L212 116H210V113L208 114H205L203 111V113L201 114V111H200V109H199V112L197 111V110H195V111H192L191 109L189 110V108L187 107V106H185L187 103H184L185 102V100H183L182 102H178V100L176 101V98L173 100V98L175 97L174 95H173V93L172 92H175L174 91V85L173 86H170V85H168V83L167 84H164V85H162V88H166L165 90H166V94H168V95H170L171 96V98L170 99H168V101L167 102H164L162 99H160V98H162V97H160L159 98V95L161 96V94H163V89L161 90V93L159 92V95L158 96H156V94H157V92H158V89H156V91L154 92H152L151 91V93L148 95V96H142V100H148L149 98H150V101L153 103V106H155L154 108L156 109L157 108V110H156V114H153L154 113V111H148L149 109L148 108H145V106H144V108L145 109H138V110H132V109H128V110H124V109H126V108H124V109H122V107H123V103H120L121 105H119L120 107H118L119 109L121 108V112L123 113V115L121 114V113H119V115L121 114L122 116H121V118L120 117H115L114 115L117 113V111L115 112V110H114V112H115V114L114 113H108V115H106V114H104L103 112H101L100 111V113L98 114L97 112H99V111H97L96 112V114H98V115H95L96 116V120L97 121H93V123H91V121H89V123H88V121H87V119L84 117H82V118H80V121L78 122L77 121V117L78 116H76L77 114H74V115H71V116H68L69 117V119L67 120V122H69V123H66V119L64 120H62V121H60L59 120V118H58V120L60 121L59 122V124H61V126H62V128H65V129H67V131L69 130L70 132L68 133V134H70L71 135V138H72V142H71V145H65L66 147L64 148V149H61L60 147H59V153H58V156L61 158V160L62 159H68L69 160V162H71L72 164H70L69 163V166L70 165H72L73 167H75V169L77 168L78 170L77 171H79V170H81V172L82 173H85V176H86V174H90V176L91 177H89V176H87V177H89V178H91L90 180H92V182H93V185H94V183H95V185H96V187L95 188H93L94 186H92V189H93V191H92V194L91 195H89V194H86V193H84V192H82L81 190V192L83 193L82 194V201L83 202H86L87 200H89V199H91L92 200V198H94V197H99V199L100 200H102V202H101V205H99V206H102L103 208H106V206L107 205H110V204H107V200H108V196H107V194L109 195V196H111L110 198L112 199V198H114L115 196H117V199H120L122 196H128V195H130L129 197L130 198H132L133 197V199L135 200H137V202L138 203H142V202H145V201H147V193L150 191H148L147 189H148V185H151V188L154 186V185H152V183L151 182H154V180H152L151 182H149V179H148V174H147V172H148V170H147V168H146V166L149 164V168L150 167H153L154 168V170L153 171H157L158 172V175L157 176H159V178H157L156 180V184L155 183H153V184H155V189H157V190H159V197L158 196H155V199L153 200V201H159V199L160 198H164V199H167L168 197H172V196H170L171 194H175V192H177L176 194H179V195H176L174 198H178V199H180V201H182L183 199H184V195H188L187 194V192H189V191H194L193 192V196L196 194V196L194 197V199H197L199 196H200V190L201 189H203V188H205L206 187V183L205 182H210V183H212V182H215V181H217L218 183L215 185V186H213L212 184H210L209 183V186L208 187H214V189H215V191L216 190H220L221 189V191H222V188H224V190H225V192H223L222 194H225V197L226 198H228V197H231L232 196V198L234 197V196H236L233 192H231V191H233L234 190V192L235 191H239V190H244L245 189V186H242V184H243V181H244V179H243V177H244V174H245V172H246V170L248 169V167L250 166H247V165H245L247 162H246V160H248V158H250V155L252 154L253 155V153H254V155H255V160H257V161H260V159H264V125H262V124H264V120H262V119H258V122H257V120H256V122H257V125H256V128H257V126H259L260 128H261V130H260V132L259 133H257V131L255 132V131H253L252 129H250V127L248 126V124H244V123H246L245 122V118H246V113H247V109L250 107V105L251 104H253V103H255L256 101L258 102V104L257 105H259L258 107H263L264 108V90H262L263 88L262 87H260V88H262V89H259V88H255V83H253V82H251L250 80H249V82H248V80H247V78H242V79H239L238 80V82L236 83V81L234 80V77L233 76H231V77H228V76H224V77H221L217 82L215 81L213 84H210L209 82V80H210V78H209V76H207V74L209 73H211L210 71H204L203 70V68H201V70H199V69H197L195 66V68L196 69H192V71L190 70ZM220 67V66H219ZM51 68H53V67H51ZM59 69H61L60 67H58ZM64 68V67H63ZM87 68H89V67H87ZM86 68V69H87ZM101 68V67H100ZM179 69H180V67H178ZM183 68H185V67H183ZM186 68H187V66H186ZM208 68H209V66H208ZM211 68V67H210ZM214 68V67H213ZM221 68H222V66H221ZM227 68V67H226ZM3 69V68H2ZM50 69V68H49ZM58 69V70H59ZM68 69H70V67L68 68ZM67 69V70H68ZM73 69V68H72ZM71 69V70H72ZM80 69V68H79ZM84 69L85 68H82V69H80L81 71H84ZM85 69V70H86ZM89 69H92V66H91V68H89ZM145 69V68H144ZM143 69V70H144ZM48 70V69H47ZM57 70V69H56ZM66 70V69H65ZM66 70V71H67ZM100 70V69H99ZM104 70V69H103ZM176 70V69H175ZM183 70V69H182ZM225 70V69H224ZM223 70V71H224ZM49 71V70H48ZM69 71V70H68ZM89 71H91V70H89ZM222 71V72H223ZM45 72H46V69H45ZM45 72L43 73L44 75V77H46L45 75H47V74H45ZM56 72V71H55ZM71 72V71H70ZM74 72V71H73ZM76 72V71H75ZM74 72V73H75ZM80 72V71H79ZM93 72V71H92ZM91 72V73H92ZM95 72V71H94ZM125 72V73H126ZM139 72V71H138ZM145 72V71H144ZM181 72V71H180ZM219 72H220V70H219ZM231 72V71H230ZM240 72H243V71H240ZM50 73V72H49ZM58 73V72H57ZM66 73V72H65ZM78 73V72H77ZM90 72H84V74H85V76H91L90 74H91ZM99 73V72H98ZM110 73V72H109ZM112 73V72H111ZM140 73H141V71H140ZM146 73V72H145ZM152 72H150L149 73V75L151 74ZM157 73V72H156ZM183 72H181V74H182ZM226 73H229V72H226ZM225 73V74H226ZM245 73V72H244ZM36 74V73H35ZM51 74V73H50ZM94 75H95V73H93ZM108 74V73H107ZM153 74V73H152ZM184 74V73H183ZM247 74V73H246ZM69 75V74H68ZM76 75H78V74H76ZM97 75V74H96ZM121 75V74H120ZM119 75V76H120ZM123 75V74H122ZM126 75H127V73H126ZM136 75V74H135ZM148 75V74H147ZM158 75V74H157ZM238 75H240V74H238ZM3 76H4V74H3ZM49 76H51V75H48V77ZM53 76V75H52ZM51 76V77H52ZM58 76V75H57ZM63 76H65V75H63ZM74 76H75V74H74ZM108 76H110L109 74H108ZM112 76H114L113 74H112ZM130 76V75H129ZM152 76V75H151ZM241 77L243 76V73L240 75ZM245 76V75H244ZM4 77H6V76H4ZM4 77L1 79V80H6V79H4ZM38 77V76H37ZM61 77H62V75H61ZM67 77V76H66ZM72 77H73V74H72ZM80 77V76H79ZM121 77V76H120ZM133 77V76H132ZM135 77V76H134ZM149 77V76H148ZM157 77V76H156ZM236 77V76H235ZM1 78V77H0ZM7 78V77H6ZM40 78V77H39ZM39 78H38V80H39ZM47 78V77H46ZM110 78H112V77H110ZM122 78V77H121ZM124 78V77H123ZM139 78H141V77H139ZM153 78V77H152ZM37 79V78H36ZM64 79H65V77H64ZM71 79V78H70ZM81 79V78H80ZM85 79V78H84ZM83 79V80H84ZM92 79V78H91ZM91 79H90V81H91ZM112 79H115V78H112ZM125 79V78H124ZM131 79V78H130ZM249 79V78H248ZM252 79H253V77H252ZM49 80V79H48ZM57 80V79H56ZM66 80V79H65ZM68 80H69V77H68ZM99 80V79H98ZM126 80V79H125ZM146 80V79H145ZM150 80H154V79H150ZM164 80V79H163ZM166 80V79H165ZM49 81H52V80H49ZM70 81H74V80H70ZM69 81V82H70ZM86 81V80H85ZM84 81V82H85ZM87 81H89V80H87ZM87 81H86V84H87ZM89 81V82H90ZM109 83H110V81H111V79H108L107 80ZM149 81V80H148ZM160 81V80H159ZM253 81H254V79H253ZM1 82V81H0ZM42 82H43V80H42ZM48 82V81H47ZM79 82V81H78ZM80 82H81V80H80ZM83 82V81H82ZM88 82V83H89ZM92 82V81H91ZM90 82V83H91ZM99 82V81H98ZM118 82V81H117ZM120 82H121V80H120ZM131 82V81H130ZM256 82V81H255ZM5 83V82H4ZM3 83V84H4ZM71 83V82H70ZM100 83V82H99ZM98 83V84H99ZM132 83V82H131ZM137 83V82H136ZM141 83V82H140ZM144 83V82H143ZM165 83V82H164ZM2 84V85H3ZM46 84V83H45ZM57 84V83H56ZM63 84V83H62ZM73 84V83H72ZM94 83L92 82L91 83V85L92 86H94L93 85ZM97 84V83H96ZM102 85H103V83H101ZM127 84V83H126ZM125 84V85H126ZM134 84V83H133ZM138 84V83H137ZM136 84V85H137ZM153 84V83H152ZM154 84H156V83H154ZM170 84V83H169ZM181 84V85H182ZM1 85V84H0ZM51 85V84H50ZM61 85V84H60ZM81 85H84V86H86L85 84H81ZM132 85V84H131ZM144 85V84H143ZM147 85V84H146ZM189 85V84H188ZM250 85V86H249ZM70 86H72V87H74L73 85H70ZM79 86V85H78ZM83 86V87H84ZM88 86H90V85H87V87ZM98 86V85H97ZM111 86V85H110ZM121 86V85H120ZM149 86V85H148ZM179 86V85H178ZM178 86L176 87V88H178ZM261 86V85H260ZM4 87H5V90H3L4 91V93H5V91H6V93H7V97H8V99L11 101L12 100V98H11V96H10V94L11 93H9V87L7 86V84L5 83L4 84ZM76 87V86H75ZM87 87H86V89H87ZM108 87V86H107ZM136 87V86H135ZM152 87V86H151ZM186 87V86H185ZM223 87V88H222ZM232 87V88H231ZM247 87H250V89H247ZM90 88V87H89ZM111 88V87H110ZM156 88V87H155ZM155 88H153V89H155ZM255 88V89H254ZM75 89H78V88H75ZM86 89H84V90H86ZM92 89V88H91ZM103 89V88H102ZM104 89H106V86H105V88ZM114 89V88H113ZM130 89H132V88H130ZM144 89V88H143ZM146 89H148L147 87H146ZM152 89V88H151ZM191 89V88H190ZM1 90V89H0ZM15 90H17V89H15ZM74 90V89H73ZM80 91H81V89H79ZM96 90V89H95ZM129 90V89H128ZM136 90V89H135ZM139 90V89H138ZM138 90L136 91V92H138ZM140 90H142V89H140ZM160 90V89H159ZM164 90V91H165ZM176 90V89H175ZM182 90V89H181ZM180 90V91H181ZM122 91V90H121ZM147 91V90H146ZM172 91V92H171ZM13 92V91H12ZM16 92V91H15ZM19 92V91H18ZM71 92V91H70ZM73 92V91H72ZM71 92V93H72ZM108 92H111V91H108ZM211 92V93H210ZM239 92V93H238ZM254 93V94H251V93ZM14 93V92H13ZM17 93V92H16ZM80 93H82V91L80 92ZM87 93V92H86ZM97 93V92H96ZM112 93V92H111ZM123 93H125V91L123 92ZM132 93V92H131ZM143 93H144V91H143ZM190 93V92H189ZM220 93V92H219ZM223 93V92H222ZM2 94V93H1ZM69 94V93H68ZM68 94H67V96H68ZM73 94V93H72ZM79 94V93H78ZM84 94V93H83ZM88 94H89V92H88ZM106 93H104V95H105ZM127 94V93H126ZM137 94V93H136ZM142 93H140V95H141ZM154 94H155V96H154ZM182 94H183V92H182ZM216 94V93H215ZM221 94V93H220ZM16 95V94H15ZM71 95V94H70ZM91 95V94H90ZM97 95V94H96ZM95 95V96H96ZM110 95V94H109ZM178 95H179V93H178ZM177 95V96H178ZM3 96H4V94H3ZM5 96H6V94H5ZM13 96V95H12ZM19 96H20V94H19ZM81 96V95H80ZM86 96V95H85ZM92 96H94V95H92ZM98 96H101V94L100 95H98ZM97 96V97H98ZM102 96H103V94H102ZM106 96V95H105ZM111 96V95H110ZM113 96V95H112ZM119 96V95H118ZM123 96V95H122ZM134 96H135V94H134ZM174 96V97H173ZM176 96V97H177ZM223 96V95H222ZM221 96V97H222ZM15 97V96H14ZM22 97V96H21ZM20 97V98H21ZM91 97V96H90ZM128 97V96H127ZM169 97V96H168ZM226 97V96H225ZM253 97V99H252V102H251V104L249 105V98H252ZM4 98V97H3ZM19 98V100L21 101V99ZM32 98H33V96H32ZM32 98H31V100H32ZM70 98H71V96H70ZM95 98V97H94ZM135 98V97H134ZM164 98V97H163ZM179 98V97H178ZM177 98V99H178ZM202 98V99H203ZM217 98V97H216ZM7 99V98H6ZM13 99H16V98H13ZM73 99H75L74 97H73ZM77 99V98H76ZM79 99V98H78ZM95 99H97V98H95ZM104 99V98H103ZM102 99V100H103ZM123 99V98H122ZM122 99H121V101H122ZM158 99H160V101L158 100ZM181 99H182V97H181ZM180 99V100H181ZM211 99H212V97H211ZM215 99V98H214ZM213 99V100H214ZM18 100V99H17ZM30 100V99H29ZM34 100V99H33ZM70 100V99H69ZM72 100V99H71ZM159 102H158V101ZM199 100V99H198ZM216 100V99H215ZM25 101V100H24ZM28 101V100H27ZM78 101H80V100H78ZM84 101H86V100H84ZM114 101V100H113ZM112 101V102H113ZM116 101H119V100H116ZM126 101V100H125ZM128 101H129V99H128ZM155 101H157V103H155ZM163 101V102H162ZM208 101H210V100H208ZM218 101V100H217ZM12 102H14V101H12ZM36 102H37V98H36ZM69 102V101H68ZM71 102V101H70ZM70 102H69V105H70ZM94 102V101H93ZM92 102V103H93ZM98 102V101H97ZM134 102V101H133ZM142 102V101H141ZM215 102V101H214ZM46 103V102H45ZM47 103H49V102H47ZM46 103V105H48ZM52 103V102H51ZM51 103H50V105L49 106H51ZM67 103V102H66ZM77 103V101H74V102H72V105L74 104V107H75V104ZM79 103V102H78ZM77 103V104H78ZM90 102H88V104H89ZM99 103V102H98ZM98 103H95L96 105L98 104ZM136 103V102H135ZM144 103V102H143ZM142 103V104H143ZM199 104H200V102H198ZM201 103L202 104H205V101H201ZM213 103V102H212ZM6 104V103H5ZM4 104V105H5ZM32 104V103H31ZM81 104V103H80ZM91 104V103H90ZM100 104V103H99ZM110 104V103H109ZM131 105H132V102L130 103ZM129 104V105H130ZM146 104H148L149 105V102H146ZM185 104V105H184ZM1 105V104H0ZM28 105V104H27ZM26 105V106H27ZM38 106L40 105V103L39 104H37ZM36 105V106H37ZM53 105V104H52ZM62 104H59V106H61ZM64 105V104H63ZM82 105H84V103L82 104ZM93 105V106H92ZM96 105H94V104H91V109H90V111H89V113L90 114H88V115H92L93 116V114H91V113H93V112H95L96 111V109L97 108H99V107H97ZM113 105H115V104H113ZM181 105V106H180ZM187 105H189V103L187 104ZM201 105V104H200ZM215 105H210V109L211 108H213V106L215 107ZM32 106V105H31ZM35 106V107H36ZM45 106V105H44ZM57 106V105H56ZM59 106L57 107V108H59ZM65 106H67V105H65ZM71 106V105H70ZM136 105H134V107H135ZM152 106V105H151ZM163 106H165V107H163ZM226 106V107H225ZM11 107V106H10ZM15 107V106H14ZM41 107V106H40ZM39 107V108H40ZM46 107V106H45ZM48 107V106H47ZM53 107H54V105H53ZM73 106H72V109L74 108ZM84 107H85V105H84ZM89 107V106H88ZM129 107V106H128ZM127 107V108H128ZM133 107V108H134ZM143 107V106H142ZM202 107H204L203 105H202ZM207 107V106H206ZM220 107H223V109H220ZM1 108V107H0ZM2 108H4L5 109V106H2ZM2 108H1V110H2ZM6 108H7V106H6ZM12 108V107H11ZM10 108V109H11ZM16 108V107H15ZM34 108V107H33ZM38 108V109H39ZM65 108V107H64ZM90 108V107H89ZM101 108V107H100ZM106 108H108V106L106 107ZM117 108V107H116ZM131 108H132V106H131ZM136 108V107H135ZM154 108H153V110H154ZM195 108L197 109L198 107H196L195 106ZM194 108V109H195ZM209 108V107H208ZM233 108L234 109H238V110H241V114H242V116H240V115H238V113L236 112V111H234L233 110ZM254 108V107H253ZM14 109V108H13ZM12 109V110H13ZM31 109H32V107H31ZM67 109V108H66ZM76 109V108H75ZM86 109H88V108H86L85 107V109H84V111H87ZM104 109V108H103ZM109 109H112V108H109ZM147 109V110H146ZM209 109V110H210ZM250 109H252V107L250 108ZM8 110V109H7ZM26 110V109H25ZM37 110V109H36ZM53 110V109H52ZM52 110H50V112L52 111ZM55 110V109H54ZM53 110V111H54ZM64 110V109H63ZM63 110H61V113H62V111ZM117 110V109H116ZM237 110V111H238ZM3 111V110H2ZM1 111V112H2ZM6 111V110H5ZM42 111H44L43 109H42ZM47 110H45V112H46ZM52 111V112H53ZM55 111H57V110H55ZM67 111V110H66ZM73 111H75V110H73ZM77 111H80V110H77ZM108 111V110H107ZM1 112H0V114H1ZM4 112V111H3ZM3 112H2V114H3ZM26 112V111H25ZM35 112V111H34ZM39 112H41V111H39ZM39 112H38V114H39ZM48 112V111H47ZM81 112V111H80ZM113 112V111H112ZM205 112H207V111H205ZM210 112V111H209ZM10 112H8V114H9ZM15 113V112H14ZM54 113V112H53ZM61 113H60V115H61ZM64 113V112H63ZM70 113V112H69ZM79 113V112H78ZM82 113V112H81ZM86 113V112H85ZM88 113V112H87ZM0 115L1 117L3 116V115ZM16 114V113H15ZM20 114V113H19ZM32 114V113H31ZM34 114H36V113H34ZM33 114V115H34ZM42 114H44L43 112H42ZM48 114V113H47ZM73 114V113H72ZM114 114V115H113ZM212 114V113H211ZM243 114H245V117H243L244 115ZM40 115H41V113H40ZM66 115H68L67 113H66ZM87 115V116H88ZM6 116V115H5ZM12 116H14V115H12ZM24 116V119L25 118H27V117H25V115H23ZM29 116H31L30 114H29ZM42 116V115H41ZM48 116H50V114L48 115ZM55 116H58V115H55ZM55 116H53V117H55ZM64 116V115H63ZM86 116V117H87ZM199 116H201L200 118H198L197 119V117H199ZM258 116V115H257ZM256 116V117H257ZM263 117H264V115H262ZM16 119H13L12 117H4L2 120H0V145L2 144V142H5L4 140H6V138L8 137V136H13L14 135V132H13V130H15V129H17V128H19L20 127V115L18 116L17 114H16ZM32 117H34V116H32ZM47 117V116H46ZM60 117V116H59ZM94 117V116H93ZM259 117V116H258ZM257 117V118H258ZM35 118V117H34ZM39 118V117H38ZM48 118V117H47ZM51 118V117H50ZM62 118V117H61ZM64 118V117H63ZM88 118V117H87ZM95 118V117H94ZM166 118H167V120H166ZM178 118H181V119H183V118H185V124H189V127H184V126H182L183 124H181L180 122V124L181 125H176V126H172L173 124H172V122L171 121H175L176 119H178ZM248 118V117H247ZM250 118V117H249ZM23 119V120H24ZM28 119V118H27ZM31 119V118H30ZM49 119V118H48ZM55 119H57V118H55ZM31 120H34V119H31ZM42 120V119H41ZM90 120V119H89ZM93 120H95V119H93ZM38 121V120H37ZM40 121V120H39ZM38 121V122H39ZM32 122H35V121H32ZM171 122V123H170ZM183 122V121H182ZM27 123V122H26ZM31 123V122H30ZM37 123V122H36ZM44 122H43V120H42V124H43ZM56 123V122H55ZM38 124H41V122L40 123H38ZM256 124V123H255ZM44 125V124H43ZM49 125H51V124H49ZM78 125H86L87 127H85L84 128V131L83 132H81V129L80 128H77L78 127ZM45 126H47V125H45ZM187 126V125H186ZM252 126H253V124H252ZM23 127V126H22ZM34 127V126H33ZM60 127V126H59ZM58 127V128H59ZM258 127V128H259ZM25 128V127H24ZM23 128V129H24ZM54 129H55V127H53ZM52 128V129H53ZM57 128V127H56ZM61 128V127H60ZM59 128V129H60ZM33 129V128H32ZM42 129V128H41ZM61 130V131H66V130ZM39 130V129H38ZM57 130V129H56ZM36 130H34V132H35ZM21 132V131H20ZM26 132V131H25ZM49 132V131H48ZM59 132H60V130H59ZM37 133V132H36ZM50 133V132H49ZM61 133V132H60ZM64 133H66V132H64ZM23 134V133H22ZM21 134V135H22ZM27 134H29V133H26L25 135H27ZM32 134V133H31ZM33 134H35V133H33ZM42 134H43V131H42ZM63 134V133H62ZM25 135H24V137H25ZM44 135V134H43ZM69 135V136H70ZM20 136V135H19ZM46 136V135H45ZM62 136H64V135H62ZM62 136H60V137H62ZM94 136H95V138H94ZM16 137H18V135L16 136ZM20 137H22V136H20ZM20 137H19V139H20ZM23 137V138H24ZM36 137V136H35ZM52 138V137H51ZM55 138V137H54ZM66 138V137H65ZM14 139H16V138H14ZM18 139V140H19ZM25 139V138H24ZM44 139V138H43ZM56 139V138H55ZM8 140V139H7ZM31 139H29V141H30ZM52 140H53V138H52ZM57 140V139H56ZM60 140V139H59ZM68 139L66 138V141H67ZM98 140H100L102 143L100 144V143H97V141ZM107 140H112L113 142H117V143H115L114 145V148H111V151L112 152H114V154L115 153H119L120 155H119V158H118V163H115L117 166H119V164L121 165L120 167H115L114 165H111V168H110V170H112V173H110V174H112L111 175V177L109 178V182H110V180L111 181H114V184L113 185H109V184H107V185H105V187H107V189L109 190V192H108V190H107V192L108 193H105L103 190H105V189H103V190H101L100 188H99V186L97 187V185H98V182L99 181H101L102 179H103V177L106 175V172L107 173H109V170H108V168L107 169H103V167H102V165L99 163V162H101V160H94L95 161V163H94V165H92L93 167H90V166H88V164L89 165H91L90 163H88L87 164V157H89L90 155L92 156V154H93V156H95L96 157V155H98L99 153H100V151H101V149L103 148V146H105L106 144H107ZM27 141V140H26ZM54 141V140H53ZM61 141H63L62 139H61ZM91 141H95V145H92L91 143ZM10 142V141H9ZM25 142V141H24ZM23 142V143H24ZM44 142H45V140H44ZM37 143H39V141L37 142ZM54 143V142H53ZM55 143H56V141H55ZM66 143V142H65ZM4 144H6V143H4ZM21 144H22V142H21ZM28 144H29V142H28ZM31 144H33V143H31ZM36 144V143H35ZM41 144V143H40ZM50 144H52V143H50ZM69 144V143H68ZM83 144H85L86 145V149H88L89 148V151L88 152H85L84 151V148H80V146L81 145H83ZM100 145V147H97V145ZM38 147H39V145L38 144H36ZM57 145H59L58 143H57ZM113 145V144H112ZM18 146V145H17ZM32 146V145H31ZM48 146H49V143H48ZM4 147V146H3ZM33 147H35V146H33ZM7 150H8V147H7V145H6V147H5ZM37 147H35V149H36ZM41 148V147H40ZM56 148V147H55ZM67 148V149H66ZM104 148H106V147H104ZM257 148H258V150H257ZM3 149V148H2ZM18 149H19V147H18ZM17 149V150H18ZM33 149V148H32ZM52 149H53V147H52ZM70 149H72L71 151H68V150H70ZM107 149H109V147L107 148ZM37 150V149H36ZM39 150V149H38ZM36 151V152H39V151ZM50 150V149H49ZM103 150V149H102ZM106 150V149H105ZM131 150H133V151H131ZM1 151V150H0ZM44 151V150H43ZM52 151H54V150H52ZM51 151V152H52ZM67 151H68V154H67ZM104 151V150H103ZM109 151V150H108ZM139 151H141V154H138V152ZM256 151H258L256 154H255V152ZM3 152V151H2ZM4 152H5V150H4ZM3 152V153H4ZM1 153V152H0ZM16 153V152H15ZM18 153V152H17ZM16 153V154H17ZM40 153H41V151H40ZM54 153V152H53ZM53 153H51V154H53ZM66 153V154H65ZM101 153H102V151H101ZM100 153V154H101ZM104 153V152H103ZM102 153V154H103ZM23 154V153H22ZM41 154H43V153H41ZM45 154V153H44ZM43 154V155H44ZM107 154V153H106ZM109 154V153H108ZM24 155V154H23ZM28 155V154H27ZM32 155V154H31ZM34 155V154H33ZM40 155V154H39ZM46 155H48V154H46ZM50 155V154H49ZM54 155V154H53ZM252 155H251V160H252ZM24 156H26V154L24 155ZM41 156V155H40ZM39 156V157H40ZM92 156V157H93ZM101 156V155H100ZM110 156H111V152H110V155L108 156H106V157H109L110 158ZM116 156V155H115ZM1 157H3V155H2V153H1ZM1 157H0V159H1ZM31 156H30V154H29V158H30ZM44 157V156H43ZM42 157V158H43ZM46 157V156H45ZM56 157V156H55ZM54 157V159H56ZM59 157H57V158H59ZM27 158H28V156H27ZM28 158V159H29ZM36 158H37V156H36ZM35 158V159H36ZM99 158V157H98ZM105 158V157H104ZM103 158V159H104ZM205 158V159H204ZM2 159H4V158H2ZM1 159V160H2ZM26 159V158H25ZM27 159V160H28ZM32 159H33V157H32ZM41 159V158H40ZM40 159H36V161H37V163H38V161H40ZM47 159V158H46ZM54 159H51V160H54ZM90 159V158H89ZM92 159V158H91ZM116 159V158H115ZM27 160H25V162L27 161ZM29 160H31V159H29ZM42 160V159H41ZM50 160V161H51ZM110 160H111V158H110ZM251 160H248V163H249V161H251ZM32 161H34V160H32ZM49 161V160H48ZM47 161V162H48ZM58 161V160H57ZM57 161H55L54 163H56ZM103 161V160H102ZM112 161V160H111ZM116 161V160H115ZM253 161V160H252ZM252 161L250 162V163H252ZM263 161V160H262ZM16 162V161H15ZM15 162L13 163V164H15ZM246 162V163H245ZM254 162V161H253ZM34 163H36V162H33V164ZM52 163H53V161H52ZM58 163V162H57ZM56 163V164H57ZM63 163V162H62ZM64 163H66V162H64ZM16 164H18V163H16ZM38 164H40V163H38ZM56 164H55V167L57 168V166H56ZM106 164V163H105ZM113 164V163H112ZM240 164V165H239ZM254 163H252V165H253ZM262 164V163H261ZM9 165V164H8ZM45 165V164H44ZM47 165V164H46ZM256 165V164H255ZM263 165H264V163H263ZM28 166V165H27ZM25 167L26 169L28 168V167ZM49 166V165H48ZM48 166H46V167H48ZM59 166H60V163H59ZM240 166V167H239ZM19 167V166H18ZM43 167V166H42ZM45 167V168H46ZM107 167V166H106ZM254 167V166H253ZM259 168H260V166H258ZM262 167V166H261ZM10 168H12V166H10ZM10 168H8V169H10ZM24 168V169H25ZM53 168H54V166H53ZM55 168V169H56ZM64 168V167H63ZM62 168V169H63ZM105 168V167H104ZM259 168H257V169H259ZM7 169V170H8ZM14 169V168H13ZM62 169H61V171H62ZM71 169V168H70ZM74 169V168H73ZM72 169V170H73ZM127 170L129 173H133V175L131 176V178H127V180H125V182H126V188L124 187V189L123 190H121V187L120 186H118V185H121V186H124L123 185V182L121 181L122 179H123V176H124V170ZM252 169V168H251ZM28 170V169H27ZM29 170H30V168H29ZM42 170V169H41ZM44 170V169H43ZM54 170V169H53ZM72 170H71V172H72ZM255 171L254 172H256V169H254ZM264 169H263V167H262V170H260V171H257L256 173H257V175L256 176H252L251 178L249 177V182H247V183H249V184H245V185H249V186H251V188H252V186L254 187V186H258V185H255L256 183H255V181L257 182L258 180H260V179H264V171H263ZM10 171V170H9ZM14 171H16V170H14ZM56 171V170H55ZM76 171V170H75ZM152 171V172H153ZM252 171V170H251ZM6 172V171H5ZM46 172V171H45ZM54 172V171H53ZM155 172H153V174H155ZM0 173H3V172H0ZM25 173V172H24ZM51 173V172H50ZM149 173V172H148ZM249 173V172H248ZM251 173V172H250ZM4 174V173H3ZM7 174V176H8V173H6ZM9 174H11V172H9ZM14 174H15V172H14ZM19 174H21V172L19 173ZM76 174V173H75ZM109 174V175H110ZM157 174V173H156ZM246 174H247V172H246ZM245 174V175H246ZM0 175H2V174H0ZM12 175V174H11ZM37 175H39V174H37ZM44 175V174H43ZM46 175V174H45ZM47 175H48V173H47ZM84 175V174H83ZM189 175H191V176H189ZM249 175V174H248ZM4 176V175H3ZM3 176H2V178H3ZM21 176V175H20ZM26 176V175H25ZM31 176V175H30ZM49 176H50V174H49ZM64 176V175H63ZM67 177L69 176V175H66ZM70 176H71V174H70ZM115 176H118V177H115ZM149 176H150V174H149ZM156 176V177H157ZM188 176L190 177V179H188L187 180V178H188ZM231 176V177H230ZM236 177V180H234L232 177ZM251 176V175H250ZM6 177V176H5ZM4 177V178H5ZM16 177V176H15ZM27 177V176H26ZM32 177V176H31ZM44 177V176H43ZM57 177V176H56ZM84 177V176H83ZM86 177V178H87ZM187 177V178H186ZM247 177V176H246ZM1 178V179H2ZM22 178V177H21ZM25 178V177H24ZM34 179L36 178L35 176L33 177ZM70 178H72V176L70 177ZM105 178V177H104ZM8 179V178H7ZM27 179V181H28V184H30L29 183V180H28V177L26 178ZM30 179V178H29ZM46 179H48V178H46ZM73 179V178H72ZM75 179V178H74ZM82 179V178H81ZM25 180V179H24ZM24 180H20V182L21 181H24ZM31 180V179H30ZM43 180H44V178H43ZM70 180V179H69ZM86 180V179H85ZM84 180V181H85ZM108 180V179H107ZM207 180V181H206ZM245 180H247V179H245ZM3 181V182H2ZM17 181V180H16ZM45 181V180H44ZM120 181H121V183H120ZM1 182L2 183H0V184H2L3 185V183H4V179L3 180H1ZM19 182V184H21ZM26 182V181H25ZM32 182V181H31ZM47 182V181H46ZM50 182H52V181H50ZM49 182V183H50ZM66 182V181H65ZM76 181H74V183H75ZM82 182V181H81ZM102 182V181H101ZM149 182V183H148ZM207 182V183H208ZM6 183V182H5ZM4 183V184H5ZM10 183V182H9ZM33 183V182H32ZM31 183V184H32ZM35 183V185H37L36 184V182H34ZM73 183V184H74ZM80 183V182H79ZM14 184V183H13ZM25 184V183H24ZM23 184V186H24V188H25V186L26 185H24ZM26 184H27V182H26ZM47 184V183H46ZM61 184V183H60ZM63 184V183H62ZM72 184V185H73ZM76 184V183H75ZM84 184H85V182H84ZM87 185H89L88 183H86ZM222 184V185H221ZM254 184V185H253ZM16 185V182H15V184L13 185V188H14V186ZM58 185V184H57ZM71 185V184H70ZM90 185H91V183H90ZM102 185V184H101ZM6 186V185H5ZM11 186V185H10ZM22 186V185H21ZM22 186V187H23ZM29 185H27V187H28ZM38 186H40V185H38ZM42 186V185H41ZM52 186V185H51ZM59 186V185H58ZM57 186V187H58ZM80 186V185H79ZM79 186H78V188H79ZM82 187H83V185H81ZM15 187H17V186H15ZM35 187V186H34ZM62 187H64V185L62 186ZM73 187H75V186H73ZM85 187H87V186H85ZM90 188H91V186H89ZM104 187V186H103ZM117 187H120V190H118L117 189ZM29 188H32L33 189V187H30L29 186ZM102 188V187H101ZM150 188V187H149ZM249 188V187H248ZM2 189V188H1ZM35 189V188H34ZM34 189H33V192H34ZM40 189V188H39ZM54 189V188H53ZM59 189V188H58ZM65 189V188H64ZM67 189V188H66ZM69 189V188H68ZM74 189H76V187L74 188ZM74 189H72V190H74ZM84 189V188H83ZM89 189V188H88ZM194 189H196V191L194 190ZM253 189V188H252ZM14 190V189H13ZM16 190H18V188L16 189ZM22 190V189H21ZM21 190H19V191H21ZM27 190V189H26ZM25 190V191H26ZM29 190V189H28ZM57 190V189H56ZM70 190V189H69ZM68 190V191H69ZM70 191L72 194H73V191ZM85 190V189H84ZM157 190H156V192H157ZM207 190V189H206ZM206 190H204V191H206ZM251 190V189H250ZM35 191H38V188H37V190H35ZM45 191L46 190H39V192L37 193V194H33V193H30L29 191H28V193L24 196V195H22V196H24L23 198H24V200L26 201L25 202V204L24 205H22L23 206V208L21 209V211L19 212V213H21L22 214V219H23V216L25 217L26 216V213L28 212L29 214L30 213H40V214H42V216H43V223H42V225H40V224H38V223H36V224H34V230L36 231V232H38V231H40L41 232V230L43 231V230H45V233L41 236V237H45V236H48L47 234L48 233H53L54 234V229L52 230V231H50V230H48V227L50 226L51 228H52V226L51 225H49V223H53V222H55L56 220H54V218H52L55 214H57V215H64L66 212H68V211H70V210H73V213L74 214H77V215H80L81 214V209H80V207L79 206H81V205H77V203H76V199L74 200V198H67L66 196H65V199H67V200H63V201H57V195H54L53 193H51V192H47V193H45ZM48 191V190H47ZM57 191H59V190H57ZM220 191V192H221ZM15 192V193H14ZM55 192V191H54ZM64 192V191H63ZM184 192H186V193H184ZM217 192V191H216ZM242 192H244V191H242ZM6 193V192H5ZM36 193V192H35ZM68 193V192H67ZM66 192L64 193V195L65 194H67ZM87 193H89L88 191H87ZM218 193V192H217ZM250 193V192H249ZM75 195L76 194H78V193H74ZM80 194V193H79ZM153 194H154V192H153ZM220 194V193H219ZM248 194V193H247ZM0 195H2V194H0ZM12 195H14L15 197L14 198H18V197H21V193H19L18 191H13V193H12ZM49 195V196H48ZM68 195V194H67ZM74 195V196H75ZM240 195V194H239ZM262 195V194H261ZM6 196V195H5ZM5 196H3V197H5ZM62 196H63V194H62ZM61 196V197H62ZM69 196V195H68ZM189 197H193L192 195H188ZM129 197H128V200H129ZM213 197V196H212ZM218 197V196H217ZM149 198V197H148ZM215 198V197H214ZM250 198V197H249ZM3 199V198H2ZM10 199V198H9ZM21 199V198H20ZM53 199H54V201H53ZM60 199H62V198H60ZM116 199V200H117ZM127 199V198H126ZM209 199H210V197H209ZM230 199V198H229ZM234 199V198H233ZM247 199V198H246ZM6 200V199H5ZM59 200V199H58ZM113 200V199H112ZM132 200V199H131ZM130 200V201H131ZM151 200V199H150ZM237 200H238V198H237ZM7 201H8V199H7ZM49 201V202H48ZM79 201V200H78ZM94 201V200H93ZM125 201V200H124ZM152 201V200H151ZM150 201V202H151ZM169 201V200H168ZM226 201V200H225ZM231 201V200H230ZM243 201V200H242ZM246 201V200H245ZM248 201V200H247ZM90 202V201H89ZM118 202H121V201H118ZM133 202V201H132ZM161 202V201H160ZM159 202V203H160ZM227 202V201H226ZM232 202V201H231ZM251 202V201H250ZM8 203H9V201H8ZM11 203V202H10ZM14 204H15V200H14V202H13ZM17 203V202H16ZM55 203V204H54ZM91 203V202H90ZM92 203H94V202H92ZM91 203V204H92ZM109 203V202H108ZM111 203V202H110ZM128 203V202H127ZM135 203V202H134ZM229 203V202H228ZM89 204V203H88ZM90 204V205H91ZM123 204V203H122ZM133 204V203H132ZM143 204V203H142ZM1 205V204H0ZM10 206H12V208H13V204H9ZM20 205V204H19ZM18 205V206H19ZM55 205V206H54ZM93 205H95V203L93 204ZM112 205V204H111ZM135 205V204H134ZM137 205V204H136ZM6 206V205H5ZM22 206H20V207H22ZM96 206V205H95ZM131 206V205H130ZM144 206V205H143ZM142 206V207H143ZM153 206V205H152ZM14 207H17V205H15ZM135 206H133V208H134ZM137 207V206H136ZM84 208V206L82 207V209ZM131 208V207H130ZM139 208V207H138ZM138 208H135V210H139ZM140 208H141V206H140ZM0 209H2L1 207H0ZM6 209V208H5ZM111 209V208H110ZM2 210H4V208L2 209ZM10 210V209H9ZM8 210V211H9ZM12 210V209H11ZM13 210L15 211V209L13 208ZM12 210V211H13ZM56 210V211H55ZM84 210V209H83ZM115 210V209H114ZM122 210V209H121ZM134 210V211H135ZM156 210V209H155ZM159 210V209H158ZM1 211V210H0ZM5 211V210H4ZM4 211H1L2 212V214H6L7 215V210H6V212L5 213H3ZM13 211V212H14ZM19 210L17 209V211H15V212H18ZM86 211V210H85ZM106 211V210H105ZM130 211H131V209H130ZM14 212V213H15ZM70 212H72V211H70ZM110 212V211H109ZM125 212V211H124ZM129 212V211H128ZM10 213V212H9ZM8 213V215H11V213L9 214ZM18 213V214H19ZM100 213H101V211H100ZM103 213V212H102ZM107 213V212H106ZM112 213V212H111ZM135 213H137L138 214V212H135ZM135 213H132V214H134L135 215ZM54 214V215H53ZM103 214H105V213H103ZM13 215V214H12ZM34 215V214H33ZM68 215V214H67ZM73 215V214H72ZM18 216V215H17ZM70 216V215H69ZM2 217H4L3 215H0V221L2 222V221H4L3 219L5 218L6 219V217L7 216H5L4 218H2ZM10 217V216H9ZM8 217V218H9ZM14 217V216H13ZM16 217V216H15ZM64 217V216H63ZM79 217V216H78ZM135 217V216H134ZM258 217V216H257ZM18 218V217H17ZM21 218V217H20ZM19 218V219H20ZM28 218H31V214L29 215V217H27V219ZM34 218V217H33ZM42 218V217H41ZM72 218V217H71ZM73 218H74V216H73ZM13 220H14V218H12ZM35 219V218H34ZM57 219V218H56ZM62 219V218H61ZM76 219H78L77 218V216H76ZM76 219H75V221H76ZM7 220V219H6ZM66 220V222L69 224V225H71V226H73L74 227V225H75V228L76 229H79L80 230V228L81 227H79L78 225H77V221L75 222L74 220H72V219H67L66 217L64 218V221ZM22 221V220H21ZM38 221H39V219H38ZM80 221V220H79ZM9 221L7 220V223H8ZM12 222V221H11ZM15 222V221H14ZM17 222V221H16ZM15 222V223H16ZM33 222H36L35 220L33 221ZM83 222V221H82ZM81 222V223H82ZM85 222V221H84ZM5 223H6V221H5ZM18 223V222H17ZM16 223V224H17ZM89 224V226H87V225H85V227H84V231L87 233V231H89V233L91 232V233H94V232H99V227H97V226H101V224L100 223H98V222H96V223H94V225L92 224V222L90 223V221L88 222ZM13 224V223H12ZM16 224H14V226L16 225ZM19 224H21V223H19ZM25 224V223H24ZM60 224V223H59ZM1 225H2V223H1ZM0 225V226H1ZM3 225H4V222H3ZM26 225V224H25ZM104 225V224H103ZM9 226V225H8ZM8 226H6L7 228H8ZM13 226V225H12ZM12 226H11V228H12ZM14 226H13V228H14ZM17 226H19V225H17ZM21 226V225H20ZM27 226V225H26ZM33 226V225H32ZM61 226H63L64 227V225H61ZM66 226V225H65ZM22 227H23V225H22ZM45 227V228H44ZM53 227H54V225H53ZM59 227V226H58ZM2 228H4V227H2ZM25 228V227H24ZM30 228V227H29ZM55 228V227H54ZM108 228V227H107ZM1 229V228H0ZM5 229V228H4ZM33 229V228H32ZM50 229V228H49ZM59 229V228H58ZM62 229V228H61ZM67 229H69L68 227H67ZM103 229V228H102ZM15 230V229H14ZM56 230V229H55ZM71 229H69L68 231H70ZM78 230V231H79ZM2 231H4V230H2ZM34 231V232H35ZM59 231H62V230H59ZM82 231V230H81ZM1 232V231H0ZM12 232V231H11ZM25 232V231H24ZM66 231L64 230V233H65ZM7 233V232H6ZM10 233V232H9ZM16 233V232H15ZM85 233V234H86ZM90 233V234H91ZM115 233H116V231H115ZM119 233V232H118ZM14 234V233H13ZM17 234V233H16ZM20 234V233H19ZM51 234H49V236H51ZM21 235V234H20ZM38 235V234H37ZM68 235V234H67ZM70 235V234H69ZM39 236V239L41 238ZM53 236V235H52ZM61 236V235H60ZM63 236V235H62ZM88 236V235H87ZM91 236H95V234L94 235H91ZM29 237V236H28ZM55 237H56V235H55ZM17 238V237H16ZM57 238V237H56ZM55 238V239H56ZM43 239V238H42ZM58 239V238H57ZM56 239V240H57ZM9 240V239H8ZM8 240H6V241H8ZM13 240V239H12ZM11 240V241H12ZM18 240V239H17ZM31 240V239H30ZM32 240L34 241V240H36V238H32ZM46 240V239H45ZM51 240V239H50ZM54 240V239H53ZM95 239H93V241H94ZM37 241V240H36ZM58 241V240H57ZM4 242V241H3ZM2 242V243H3ZM31 242V241H30ZM29 242V243H30ZM41 242V241H40ZM32 243L33 242H31L30 244H28V246H31L32 245ZM65 243V242H64ZM66 243H67V241H66ZM96 243V242H95ZM168 243V242H167ZM68 244H69V242H68ZM67 244V245H68ZM75 244V243H74ZM94 244V243H93ZM93 244H92V248H93ZM25 245V244H24ZM26 246V245H25ZM28 246H26V247H28ZM72 246V245H71ZM71 246H65V244L63 245L62 243H57V246L55 247L54 246V248L53 247H47L48 248V251L47 252H50V254L51 253H53V252H58V251H62L63 253L65 252V251H67V249H71ZM75 245H73V247H74ZM89 246V245H88ZM38 247V246H37ZM91 247V246H90ZM20 248H21V246H20ZM76 248V247H75ZM136 248V247H135ZM25 249V248H24ZM22 250V249H21ZM35 251V250H34ZM37 251H38V249H37ZM86 251V250H85ZM18 252V251H17ZM24 252H27V251H24ZM23 252V253H24ZM36 252V251H35ZM129 253H130V251H128ZM1 253V252H0ZM22 253V252H21ZM61 253V252H60ZM132 253V252H131ZM130 253V254H131ZM32 254V253H31ZM2 256V255H1ZM21 257V256H20ZM34 257V256H33ZM2 258H4L3 256H2ZM18 260V262H19V264H20V258H18L17 259ZM16 260V261H17ZM34 260V259H33ZM1 261V260H0ZM4 261V260H3ZM2 261V262H3ZM8 262V261H7ZM4 263V262H3ZM9 263V262H8ZM7 263V264H8ZM24 263H25V261H24ZM23 263V264H24ZM10 264V263H9ZM22 264V263H21ZM28 264V263H27Z\"/></svg>",
	"mask_w": 264,
	"mask_h": 264
}]
</instances>
